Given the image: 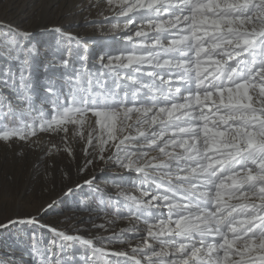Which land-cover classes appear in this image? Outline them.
I'll list each match as a JSON object with an SVG mask.
<instances>
[{"label": "snow or ice", "instance_id": "6c2138e0", "mask_svg": "<svg viewBox=\"0 0 264 264\" xmlns=\"http://www.w3.org/2000/svg\"><path fill=\"white\" fill-rule=\"evenodd\" d=\"M74 8L86 13L85 27L119 34L98 58L63 26L42 28L45 40L0 24V143L39 146L38 133H48L62 143L45 155L63 151L70 162L82 144L77 173L90 192L77 209L100 231L86 238L42 225L56 199L0 228L55 233L44 248L33 236L35 264H264V0H80ZM93 9L101 19H90ZM42 43L59 57L43 74ZM52 167L44 175L55 183ZM111 169L121 175L101 187L97 172ZM59 172L71 193L70 171ZM119 221L130 226L116 231ZM76 245L82 254L63 255Z\"/></svg>", "mask_w": 264, "mask_h": 264}, {"label": "rangeland", "instance_id": "374dc122", "mask_svg": "<svg viewBox=\"0 0 264 264\" xmlns=\"http://www.w3.org/2000/svg\"><path fill=\"white\" fill-rule=\"evenodd\" d=\"M52 0H0V24L12 25L13 27L30 31L37 38L44 37L51 40L42 28L63 26L64 30L77 38L84 37L88 40L90 49L95 50L96 57L100 50L113 42V37H119L118 33L110 31L107 27L99 30L96 26H84L83 16L85 14H74V4L80 0H59L49 12L44 11L43 3ZM75 2V3H74ZM87 4V0H83ZM69 5V6H68ZM63 9V10H62ZM67 10V11H66ZM39 15H43L42 23L39 26ZM90 19H101L97 17L93 9ZM112 20L113 17L109 16ZM113 22H115L113 20ZM107 23V22H106ZM55 51L54 43H42L39 46L37 67L43 74L44 65L50 61L58 60L52 53ZM13 66L16 67L15 62ZM99 67V65H97ZM18 70V69H17ZM56 71H62V67L56 63ZM37 139V138H33ZM39 146H30V143L16 141L10 147L0 143V222H6L7 218H23L34 214L36 207L46 201L56 199L57 203L47 215L41 220L42 225H50L58 230L73 234L74 229L79 228V233L84 237H94L100 231L93 229L88 223L89 213L77 209V202L83 201L89 195V186L84 184V173H77V164L82 162V147L80 143L74 144L76 160L70 162V158L63 151L53 152L46 156L45 152L52 143L61 145L59 136L48 133H38ZM53 165L50 171L56 176L55 183L52 177L45 178V169ZM59 169L70 171L72 176L71 193H66V187L61 183ZM121 175L111 169L106 173L97 172L98 182L105 187L103 181ZM127 176V173H123ZM135 175V174H133ZM80 187H76V183ZM128 187V186H126ZM109 192H115L116 188L111 183L107 184ZM136 194V193H133ZM102 221L97 220V223ZM129 222L119 221L115 230L128 228ZM142 226V225H141ZM109 235L108 233H102ZM33 236L41 248L49 245V242L56 239L55 233L45 227L32 224L8 225L7 228H0V264H35L36 257L32 251ZM75 254H69V250L63 255L79 256L83 253V246L76 245Z\"/></svg>", "mask_w": 264, "mask_h": 264}, {"label": "bare ground", "instance_id": "6f19581e", "mask_svg": "<svg viewBox=\"0 0 264 264\" xmlns=\"http://www.w3.org/2000/svg\"><path fill=\"white\" fill-rule=\"evenodd\" d=\"M59 0H52L51 2H45V3H43V7H44V11H45V13L46 12H49V10H51L56 4H57V2H58ZM75 3V2H74ZM57 6V5H56ZM69 6V5H68ZM54 9V8H53ZM63 10V9H62ZM67 11V10H66ZM43 15H39V18H41L40 20H39V23H40V25L39 26H44L43 25V23H42V19H43ZM127 222V221H126ZM69 254H75V249H69V252H68ZM67 256V255H66Z\"/></svg>", "mask_w": 264, "mask_h": 264}]
</instances>
